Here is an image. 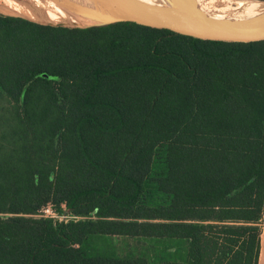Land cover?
<instances>
[{"label":"trees","instance_id":"trees-1","mask_svg":"<svg viewBox=\"0 0 264 264\" xmlns=\"http://www.w3.org/2000/svg\"><path fill=\"white\" fill-rule=\"evenodd\" d=\"M47 204L86 219L35 217ZM263 211L264 44L0 17V264H150L92 255L94 236L258 264Z\"/></svg>","mask_w":264,"mask_h":264},{"label":"rangeland","instance_id":"rangeland-1","mask_svg":"<svg viewBox=\"0 0 264 264\" xmlns=\"http://www.w3.org/2000/svg\"><path fill=\"white\" fill-rule=\"evenodd\" d=\"M72 1L78 5L76 8ZM80 0H0V17L14 21L16 18L26 20L40 25L54 27H89L98 23H106L108 19L97 20L92 16H86L80 12L84 10L88 13L93 11L88 7L79 4ZM96 5L105 6L120 16L143 15L145 13H157L144 16L140 19L141 25L154 28H167L180 31L186 27V21L176 15L170 8L168 0H164L162 6H151V0H94ZM132 1V2H131ZM179 7L184 14L195 17L193 8L185 0H171ZM67 3L68 5H65ZM164 14H168L166 16ZM54 15V17L52 16ZM202 25L210 30H219L221 23L215 19L205 16ZM238 36L255 35L251 32H236ZM262 33V32H261ZM264 33V32H263ZM195 38L206 40L201 34ZM160 166L154 165V173L158 172ZM150 201L159 202L162 198L157 192L155 185L148 186ZM88 253L92 255L103 254L107 256H138L146 259L150 264H165L169 261H183L187 258L188 244L185 241H161L143 240L135 238L94 236L85 245Z\"/></svg>","mask_w":264,"mask_h":264},{"label":"water","instance_id":"water-1","mask_svg":"<svg viewBox=\"0 0 264 264\" xmlns=\"http://www.w3.org/2000/svg\"><path fill=\"white\" fill-rule=\"evenodd\" d=\"M189 3L191 8H193V11L195 13V17H189L188 15L184 14L183 11L179 9L177 5L175 7H171L173 12L183 18L186 21V27L182 30L178 31L182 34H186L189 36L197 37L199 35H203L206 40L211 41H222V42H231V43H238L243 45H262L264 44V33L262 32H251L250 34L254 33L255 35L250 36H238L233 33L235 31L234 26L223 16L220 14L208 9L205 7L200 1L198 0H185ZM262 1V0H257ZM171 2V0H170ZM264 2V1H262ZM72 4L78 8V5L72 1ZM79 10V8H78ZM80 12L86 16H95V13H88L84 10H80ZM157 13L161 14V12L157 11ZM157 13H145L143 15H131V16H120L114 19L107 18L108 22L106 23H98L96 25H104V24H110V23H117V22H136L140 23V19L144 16H149ZM166 16H169L168 14H164ZM207 16L212 19L217 20L221 23V28L219 30H210L202 25V19ZM239 32V31H236ZM244 32V31H242Z\"/></svg>","mask_w":264,"mask_h":264},{"label":"bare ground","instance_id":"bare-ground-1","mask_svg":"<svg viewBox=\"0 0 264 264\" xmlns=\"http://www.w3.org/2000/svg\"><path fill=\"white\" fill-rule=\"evenodd\" d=\"M208 9L227 19L235 31L250 30V32H264V2L257 0H198ZM132 2V1H131ZM151 6H162L163 1L151 2ZM94 13V19L113 18L116 13L105 7L96 5L94 0H80Z\"/></svg>","mask_w":264,"mask_h":264},{"label":"built area","instance_id":"built-area-1","mask_svg":"<svg viewBox=\"0 0 264 264\" xmlns=\"http://www.w3.org/2000/svg\"><path fill=\"white\" fill-rule=\"evenodd\" d=\"M39 218L51 219L55 223H72L85 220L86 217L78 216L71 212L66 204H62L58 209L52 204H47L38 210L37 214L34 215ZM264 218V215L262 216Z\"/></svg>","mask_w":264,"mask_h":264},{"label":"crops","instance_id":"crops-1","mask_svg":"<svg viewBox=\"0 0 264 264\" xmlns=\"http://www.w3.org/2000/svg\"><path fill=\"white\" fill-rule=\"evenodd\" d=\"M263 215H264V211H263ZM260 228H261V234H260V254H259L258 264H264V218L263 217H262V220L260 221ZM122 238H124V237H122ZM143 240H145V239H143ZM174 241H182V240H174ZM177 261H179V260H177Z\"/></svg>","mask_w":264,"mask_h":264},{"label":"flooded vegetation","instance_id":"flooded-vegetation-1","mask_svg":"<svg viewBox=\"0 0 264 264\" xmlns=\"http://www.w3.org/2000/svg\"><path fill=\"white\" fill-rule=\"evenodd\" d=\"M168 3L171 7H175L172 1L170 2V0H168Z\"/></svg>","mask_w":264,"mask_h":264}]
</instances>
